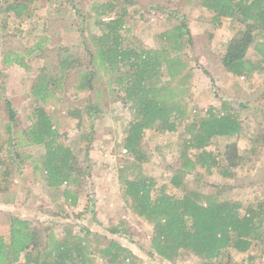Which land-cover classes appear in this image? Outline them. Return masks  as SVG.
<instances>
[{"label": "trees", "instance_id": "trees-1", "mask_svg": "<svg viewBox=\"0 0 264 264\" xmlns=\"http://www.w3.org/2000/svg\"><path fill=\"white\" fill-rule=\"evenodd\" d=\"M39 1L0 0V16L3 13L12 16L14 24L37 21ZM197 1L212 16L214 25H220L225 18H237L244 28L241 36L227 42L221 60L226 70L247 80L254 74L263 75L264 0ZM106 4L110 9L117 10H114L111 20L97 19L100 33L91 36V48L86 47L89 62L82 74L84 81L81 88L95 92V84L107 77L111 94L115 91L124 93L123 98L133 108L135 118L126 128L121 148L139 168L149 157L143 145L147 130L163 135L175 134L179 124H184L176 143L177 166L168 181L161 183L157 179L146 178L140 171L131 179L129 170L133 167L128 158L120 171L124 196L131 201L133 213L153 225L151 252L169 263L196 256L200 264H223L222 261L228 259L233 250L246 257L239 261L228 260L230 264H253L252 253L264 244V193L263 198L256 196L245 206L241 200L230 195L241 186L217 185L212 181L213 175L219 176L223 182L238 176L241 154L238 142L232 139L243 132L238 114L223 98L208 106L204 113L200 108L189 107L188 102L192 98L190 84L193 75L198 72H193L184 59L192 39L183 25H176L159 34L160 48H142L134 37L124 33L128 16L126 6ZM156 8L169 12L165 7H153ZM6 28L7 20L0 19V32ZM38 49H41L40 43L35 50ZM250 50L255 52L256 59L248 56ZM2 61L5 65L27 66L21 52L4 51ZM57 65L58 72H49L44 66L36 76L32 97L41 106L34 110L36 119L30 128L22 132L29 145L42 146L41 167L36 166V169L41 171L51 203L57 205L58 213L64 214L63 218H69L70 215L58 201L62 198L67 205L78 206V196L68 188L88 170L78 164L72 147L58 143L59 132L44 107L60 86L59 81L66 75L65 71L76 67V61L71 57L60 58ZM164 75L166 77L163 78ZM258 104L255 103L254 107H261L259 112L264 122V101ZM10 106L7 101L8 110ZM241 107L247 109L243 104ZM103 113L98 102H90L85 109V116L92 120L101 119ZM71 115L82 120L79 110L71 112ZM5 126L8 139L0 143V175L9 177L13 166L21 170L17 161L19 154L11 151L18 146L16 134L19 132L13 120ZM261 131H258V140L255 137L251 140L256 147L264 137V127ZM88 135L87 138H90L92 134ZM220 139L225 141L223 151L219 147L214 148ZM4 148H8L7 151ZM88 153L86 165L89 162ZM63 185L66 189L62 190ZM9 227V238L0 236V264H90L89 254L97 255L106 264H138L128 248L115 240L103 245L98 235L86 229L82 238L72 235L71 230L63 238H57L54 233L44 235L42 228L18 215L10 217ZM108 230L112 235L119 236L131 232L128 222L123 219L112 224ZM91 235L97 243L95 250L86 244Z\"/></svg>", "mask_w": 264, "mask_h": 264}, {"label": "rangeland", "instance_id": "rangeland-1", "mask_svg": "<svg viewBox=\"0 0 264 264\" xmlns=\"http://www.w3.org/2000/svg\"><path fill=\"white\" fill-rule=\"evenodd\" d=\"M107 2L126 6L128 16L124 33L134 37L142 48H160L158 35L176 25H183L192 39L184 59L193 72H198L193 75L190 84L192 98L189 99V107L200 108L204 113L208 106L223 98L235 109L243 126L242 134L232 138L238 142L241 154L237 178L223 182L219 176L213 175L212 181L217 185L241 186L230 195L241 200L245 206L256 196L263 198L264 137L259 140L258 147L251 140L254 137L258 140V131L264 127L259 112L261 107H254L255 103L259 105L258 102L264 101V74H254L248 80L238 78L229 73L221 61L227 42L244 33L237 18H225L220 25H214L212 16L197 0H41L37 5V21L14 24L12 16L4 13L0 16V19L7 20V28L0 32V143L7 141L5 125L13 120L19 133L16 134L18 146L11 151L19 154L17 161L21 168L18 170L13 166L9 177L0 175V236L9 238L10 217L18 215L42 228L44 235L54 233L57 238H63L71 230L72 235L82 238L86 229L98 235L103 245L115 240L132 252L138 264H200L196 256L169 263L151 252L153 225L133 213L131 201L124 196L120 176L125 161L129 159L133 167L129 170L131 179L140 171L146 178L157 179L161 183L168 181L177 166L176 143L184 124H179L175 134L163 135L147 130L143 145L149 157L139 168L121 148L126 128L135 118L133 108L123 98L124 93L115 91L111 94L107 77L102 84H95V92L81 88L84 81L82 74L89 62L86 47L91 48V36L100 33L97 19L111 20L114 10H117L110 9ZM155 6L168 8L169 12L153 9ZM39 43L41 51L35 50ZM4 51L21 52L27 66L5 65L2 61ZM248 56L256 59L253 50ZM65 57L74 59L76 67L65 71L66 75L59 81L60 86L44 107L59 132L58 143L72 147L78 164L88 170L68 188L78 196V206L71 207L62 198L58 201L70 215L69 218H63L64 214L58 213L57 205L51 203L41 171L36 169L42 163V146L29 145L22 132L30 128L36 119L34 110L41 106L32 97V86L40 69L47 66L49 72H58L57 63ZM7 101L11 103L9 110ZM90 102L100 104L104 112L101 119L92 120L85 116ZM242 104L247 109L244 110ZM77 110L81 112V121L71 115ZM89 133L92 135L87 138ZM216 144L215 149L224 150L223 139ZM87 148L88 165L85 162ZM7 149L4 148L5 151ZM188 180L192 181V178L188 177ZM65 187L63 185L61 189ZM122 219L128 222L130 234L112 235L108 227ZM94 240L91 235L86 242L92 250L97 246ZM252 254L253 264H264V244H260ZM89 257L90 264H106L97 255L89 254ZM244 257L246 255L231 250L229 258L222 262L230 264L228 260L239 261Z\"/></svg>", "mask_w": 264, "mask_h": 264}]
</instances>
